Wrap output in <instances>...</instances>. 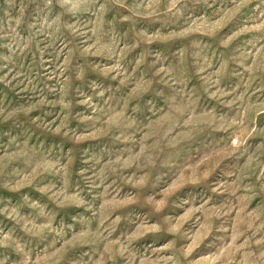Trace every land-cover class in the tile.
Masks as SVG:
<instances>
[{
	"label": "rangeland",
	"instance_id": "obj_1",
	"mask_svg": "<svg viewBox=\"0 0 264 264\" xmlns=\"http://www.w3.org/2000/svg\"><path fill=\"white\" fill-rule=\"evenodd\" d=\"M0 264H264V0H0Z\"/></svg>",
	"mask_w": 264,
	"mask_h": 264
}]
</instances>
